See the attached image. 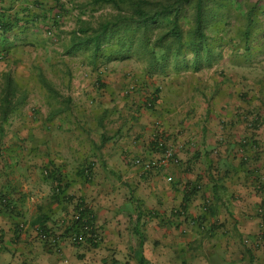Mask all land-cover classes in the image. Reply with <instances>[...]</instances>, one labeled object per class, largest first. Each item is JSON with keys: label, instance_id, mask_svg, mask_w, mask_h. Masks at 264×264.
<instances>
[{"label": "crops", "instance_id": "0c3cea01", "mask_svg": "<svg viewBox=\"0 0 264 264\" xmlns=\"http://www.w3.org/2000/svg\"><path fill=\"white\" fill-rule=\"evenodd\" d=\"M75 13L66 0H0V96L13 87V119L0 121V264H264V59L246 66L264 42L223 77L119 74L117 60L62 52ZM37 105L41 119H16ZM157 124L177 162L144 171L132 160L158 157ZM80 208L95 242L66 237Z\"/></svg>", "mask_w": 264, "mask_h": 264}, {"label": "rangeland", "instance_id": "374dc122", "mask_svg": "<svg viewBox=\"0 0 264 264\" xmlns=\"http://www.w3.org/2000/svg\"><path fill=\"white\" fill-rule=\"evenodd\" d=\"M85 1L87 0H66L68 9L76 12L75 15L70 14L71 16H66L67 19L65 25L68 26V29L66 37L63 38L66 41L65 43H67V48L68 45H70V40L72 38L71 31L76 30V28L81 27L83 24H89V26L94 29L101 19L114 12V10L107 5L92 9L85 4ZM206 2L207 6L204 13L205 41L203 43L204 48L199 51L198 60H194L192 53L185 45L181 50V55L175 59L169 56L164 68L158 70V67H160L159 65L148 66L145 56H137L139 55V52H134L135 46L133 45L131 51L128 52V54H125L127 55V58L117 59L118 64H116V67L114 68L116 73L122 74L125 71V73H133L134 75L139 76L142 74L165 75L166 73L197 72L201 69L210 71L211 69L212 72H218L216 74L217 77H223L225 76L224 67L227 69L229 63L232 64L237 62L242 57H246L247 59L249 56H253V52H251V43L258 40L264 42V0H207ZM184 15L185 16L179 20L183 35L191 24L190 7L186 8ZM159 31V29L154 30V36ZM89 33L90 31H88L86 35ZM79 42H82V40H79ZM114 47L115 46L111 44L110 47H107L106 44H101L99 48L100 51L96 52L94 55L92 53V44L85 46L80 45L79 48L74 50V52L79 59H82V64L85 63L84 65H89L91 62L90 58L93 57L101 58V61H104V53L107 54V50L109 48L113 49ZM67 48H62V52L64 53ZM160 51L161 50L155 48L156 53H159ZM66 55L70 56L68 54ZM108 55L110 54L108 53ZM250 58V60L248 59L249 64L246 65L249 68L253 64L256 65L257 61H259L257 59H264V57H260L259 55ZM119 63L124 64L121 65ZM154 68L157 70H154ZM77 70H79L78 77H80L82 81L88 79L90 74L94 73L91 68L90 70L87 68L81 70L78 68ZM246 79L249 78L247 77ZM99 84L105 85L104 82H99ZM21 91L25 92V89L21 88ZM34 97L35 95L29 96L30 99H35L37 103L39 97ZM19 98L25 103L28 101V96H24V98L21 96ZM37 108L38 111L32 112L27 110L26 106L22 107L16 119L18 118V120L24 121L33 116L34 118L41 119L43 112L39 111L38 105ZM12 116L13 113H9L4 121L13 119ZM0 121H2L1 118ZM71 218L72 215L70 217L71 222L69 221L66 225L68 233L66 237H68L69 240L74 231V225L72 224L74 220Z\"/></svg>", "mask_w": 264, "mask_h": 264}, {"label": "trees", "instance_id": "16d2710c", "mask_svg": "<svg viewBox=\"0 0 264 264\" xmlns=\"http://www.w3.org/2000/svg\"><path fill=\"white\" fill-rule=\"evenodd\" d=\"M59 1V0H58ZM207 0H87L85 4L92 9L102 5L109 6L113 13L104 17L92 27L82 25L71 31L72 38L70 45L64 54L74 55V50L80 45L92 44V53L100 51V45L110 44L115 46L109 48L108 53H104V61L127 58L128 52L133 45L134 52H139L137 56H145L147 65H159L158 70H162L166 65L169 56L173 59L182 54L183 46H187L192 53L194 60H198L199 51L204 48V13ZM191 8V24L183 35L180 28V19L183 18L186 8ZM56 9V11H55ZM59 11L56 6L51 20L58 19ZM0 28L4 29L0 23ZM160 31L154 36V30ZM90 31L88 35L86 33ZM50 31H47L49 34ZM75 37V38H74ZM74 38V39H73ZM82 40V42H79ZM63 48V49H65ZM155 48L161 50L155 52ZM92 54V55H93ZM123 54V55H122ZM101 60V58H90L91 63ZM154 70H157L154 68ZM10 81L6 82L5 93L0 96V118L2 121L11 113V90L13 87ZM74 229L78 228L79 222L72 223Z\"/></svg>", "mask_w": 264, "mask_h": 264}, {"label": "built area", "instance_id": "2783aa9c", "mask_svg": "<svg viewBox=\"0 0 264 264\" xmlns=\"http://www.w3.org/2000/svg\"><path fill=\"white\" fill-rule=\"evenodd\" d=\"M62 1V0H59ZM154 147L158 151V157L154 160H141L139 158H134L132 163L134 165H140L144 171H151L156 169L162 165H166L167 163H176L177 158L175 155V149L173 146L167 143L164 138V135L161 133L160 127L158 124L154 128V136H153ZM166 180H170L169 177ZM259 211L262 215V222H264V197L261 199ZM72 220L78 221V228H75L73 233L70 236V240L73 243H82L85 241L86 237H91V241H97V236L91 233V227L88 222L89 215L83 212L82 208L76 210L72 214ZM46 237V234L41 233L39 235L40 239Z\"/></svg>", "mask_w": 264, "mask_h": 264}]
</instances>
